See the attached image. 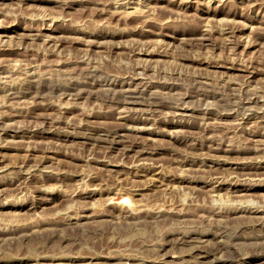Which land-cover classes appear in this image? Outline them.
Masks as SVG:
<instances>
[{
    "label": "rangeland",
    "instance_id": "374dc122",
    "mask_svg": "<svg viewBox=\"0 0 264 264\" xmlns=\"http://www.w3.org/2000/svg\"><path fill=\"white\" fill-rule=\"evenodd\" d=\"M0 264H264V0H0Z\"/></svg>",
    "mask_w": 264,
    "mask_h": 264
}]
</instances>
